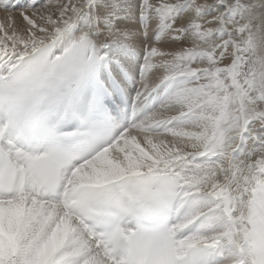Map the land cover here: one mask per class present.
Wrapping results in <instances>:
<instances>
[{
	"label": "snow or ice",
	"instance_id": "snow-or-ice-1",
	"mask_svg": "<svg viewBox=\"0 0 264 264\" xmlns=\"http://www.w3.org/2000/svg\"><path fill=\"white\" fill-rule=\"evenodd\" d=\"M0 11V264H264V0Z\"/></svg>",
	"mask_w": 264,
	"mask_h": 264
},
{
	"label": "bare ground",
	"instance_id": "bare-ground-1",
	"mask_svg": "<svg viewBox=\"0 0 264 264\" xmlns=\"http://www.w3.org/2000/svg\"><path fill=\"white\" fill-rule=\"evenodd\" d=\"M6 14L3 11H0V20H3ZM17 23H20L19 18H17Z\"/></svg>",
	"mask_w": 264,
	"mask_h": 264
}]
</instances>
